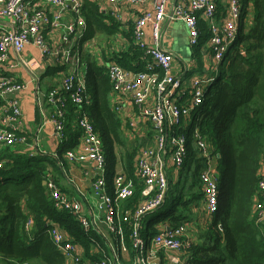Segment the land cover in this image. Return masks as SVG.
Wrapping results in <instances>:
<instances>
[{
  "label": "built area",
  "instance_id": "2783aa9c",
  "mask_svg": "<svg viewBox=\"0 0 264 264\" xmlns=\"http://www.w3.org/2000/svg\"><path fill=\"white\" fill-rule=\"evenodd\" d=\"M43 1L55 11L46 10ZM118 1L120 0H111L112 3ZM126 1L137 4L147 0ZM170 2L171 0H156L154 12L144 14L134 26L137 46L145 57L154 63L146 62L144 69L134 74L122 66L112 64L108 67L109 78L113 92L116 94L129 92L138 107L145 104L150 94L159 93L158 106L143 110L140 116L148 117L154 122L160 131L159 145L161 148L170 146L173 151L172 163L178 169L183 168L189 152L188 144L193 141L203 163L199 175L202 182L203 207L209 216H213L220 209L218 166L220 155L207 143L200 127L194 130L193 140L182 132L187 131V125L193 121V113L203 102L205 92L202 84L209 86L213 77L196 79L191 85V98L188 104L176 103L175 92L185 81L182 82L180 78L170 74L174 56L160 46L161 29L167 20L181 21L189 32L191 46L197 49L203 42L200 19L204 18L217 70L232 45L238 43L240 38L248 33L245 26L247 13L244 12L243 0H230L226 9L227 14H217L216 0H185L188 7L176 5L169 14L167 8ZM82 7V0H0V22L3 23L0 24V64L7 68L10 66L12 70H25L30 75L28 82L32 84L33 90L40 82V71L44 64L50 61L59 64L60 73L64 77L63 88L52 90L46 96L42 95L38 100V107L43 124L51 122L60 141L65 138V120L70 114L68 107L75 105L81 112L76 113L81 145L85 149L81 154L69 150L66 156L72 161L89 160L96 164L98 173L94 190L99 198V209L104 213L108 230L116 236L119 245L108 242L107 253L93 260L79 250L80 247L73 239L65 237L56 229L52 236L66 260L70 264H125L123 258L131 249L134 259L130 264H153L157 252L181 250L184 246L181 237L186 232V227L181 225L178 228L163 230L147 240L142 236L143 218L161 209L171 188L164 165L154 160L155 152L150 150L143 151L137 159V179L141 183L138 190L139 200H136V205L129 211L122 212L120 209L123 201L130 200L136 195L138 185L124 175H117L112 180L107 178L108 165L102 139L81 107L84 102H88L87 75L81 70V67L84 69V64L78 58L75 60L77 50L87 38V23L82 14ZM68 10L72 12L74 19L63 22L64 14ZM148 23L152 24L155 40L151 46L144 42V26ZM57 30L63 31L62 45L54 49L47 43V37L49 33ZM28 48L38 50L40 57L27 53ZM160 71H163L164 75H161ZM28 82L19 83L15 78L0 72V108L3 112L0 120V150L10 149L28 140L21 134L22 111L19 99ZM166 126L169 127L167 131ZM5 165L6 163L1 161L0 169H4ZM49 187L53 204L58 210L70 211L85 230L96 229L107 240V235L100 233L98 228L92 225L93 222L83 212L82 204L65 196L53 177L49 179ZM258 196L263 202L257 203L260 200L257 198L256 210L260 222H264V163L259 176ZM125 223H130L133 227L131 248L124 240Z\"/></svg>",
  "mask_w": 264,
  "mask_h": 264
},
{
  "label": "trees",
  "instance_id": "16d2710c",
  "mask_svg": "<svg viewBox=\"0 0 264 264\" xmlns=\"http://www.w3.org/2000/svg\"><path fill=\"white\" fill-rule=\"evenodd\" d=\"M252 1L256 14L250 31L232 45L219 64L204 91L202 104L192 116L191 124L199 123L201 134L220 155V209L210 224L201 226L202 229L199 225L201 230L195 238L181 237L184 246L180 252H185L186 264H264V222H260L256 210L257 198V203L263 202L258 190L264 163V0ZM84 8L89 35L94 36L100 16L93 4ZM137 50L134 58L144 57ZM127 57L120 60L126 69ZM83 62L87 68L89 103L84 102L81 107L102 139L107 170L114 176L118 155L112 143L119 141V128L110 106L111 81L89 56ZM68 109L75 116V105ZM182 132L190 135V131ZM188 145L183 170L197 163L192 181L196 190L193 188L195 193L189 199H185L186 194L179 196V202L162 216L171 228L190 223V203L203 198L199 176L203 163L193 141ZM5 149L7 154L3 156L9 162L0 169V264H70L54 242L52 232L56 229L82 247L86 257L95 260L104 256L108 240L96 229L85 230L73 213L60 211L53 204L49 187L53 176L45 164L47 157ZM129 171L134 169L130 167ZM183 187L179 185L173 192ZM139 197L137 192L132 207ZM132 233V225L125 223L124 240L128 247L132 246Z\"/></svg>",
  "mask_w": 264,
  "mask_h": 264
},
{
  "label": "crops",
  "instance_id": "0c3cea01",
  "mask_svg": "<svg viewBox=\"0 0 264 264\" xmlns=\"http://www.w3.org/2000/svg\"><path fill=\"white\" fill-rule=\"evenodd\" d=\"M246 1L243 0L244 12L247 13L245 26L249 32L256 12L253 1ZM82 2V14L83 9L85 12L84 7L87 4H93L97 11V15L100 16V20L94 28V36H91L88 32V23L85 17L87 23V33H85L87 38L83 41L82 47L77 50L78 55L75 57V60L78 58L83 62V59L87 55L94 60L97 67L100 69L102 68V71L108 76V67L112 64L122 66L125 70L134 74L139 70H143L146 62H153L150 58L145 57V55L142 58L141 56L134 58L135 52H137L139 48L135 41L134 26L144 14L154 12L156 0H147L146 2L137 4H133L126 0H120L118 3H112L111 0H82ZM216 2L218 9L217 14H227L226 9L230 4V0H216ZM176 5L188 7L185 0H171L167 12L171 14ZM43 6L46 10L55 11V9L48 6L44 1ZM73 19L72 12L68 10L64 14L63 22H70ZM0 24L3 25L1 22ZM206 26V20L201 18L200 27L203 31ZM144 33V42L150 46L154 45L155 40L151 23L144 26ZM204 33H207V36ZM48 36L47 43L54 49H58L62 45V30L49 33ZM202 37L203 42L201 46L197 49H193L190 44L189 32L181 21L167 20L162 25L160 46L174 56V61L170 67V74L175 78H180L182 82L185 81V83L183 82L182 86L176 90L174 95V100L178 104H188L191 98V85L195 80L203 79L205 76L210 77L214 75V71L216 70L213 51L211 50L208 40V32H203ZM199 51H201V54L198 53ZM27 53H31L38 58L40 57L36 49L32 50L28 48ZM125 55L128 56L125 59L129 66L127 69L120 63V60H123ZM83 64L84 69L81 67V70L82 72H86V65L84 62ZM153 65L155 66V64ZM8 68L0 64V72H2V74L15 78L19 83H27L30 80V75L25 70H12L10 66ZM60 70L59 64L56 62L50 61L45 63L40 71V82L37 88L33 90L32 84L28 82L27 88L19 95L22 111L21 134L26 136L28 140L26 143H18L14 147H10V149L12 152L16 153L20 151L23 153L29 152L31 155L40 153L46 156L47 160L45 164L49 168L48 171L51 172L54 181L60 187L63 194L82 204L83 212L88 216L89 220L93 222L92 225L98 228L100 233L107 235L106 238L109 244L116 245L117 243L119 245L116 236L108 230L104 213L99 209V198L94 190V182L98 173L96 164L89 160L85 162L72 161L66 156V152L69 150H74L77 154H81L85 149V147L81 145L80 129L78 128L77 113L81 112L76 109V111H74L75 116H71L73 113L70 111L64 126L66 136L62 141H60L57 136L55 126L51 122L43 124L41 120L38 100L41 99L42 95L46 96L52 90L63 88L64 77L60 73ZM160 73L164 75L163 71H160ZM202 88H204L205 91L208 85L203 83ZM109 100L118 123L119 141H114L112 143L118 155L116 171L113 172L114 176H111L112 172L107 170V178L112 180L117 175H124L127 179L134 180L138 185L137 192H139L138 190L140 189L141 183L137 179V159L143 151L150 150L155 152L154 160L164 165L168 176V182L171 184V189L175 186L177 188L179 185H184L183 188L186 190L185 199H189V196L193 192V188L196 190V186L192 188V181L197 163H193L186 170H183L184 167L178 169V167L172 163L173 151L170 146L161 148V145H159L160 131L155 126L154 122L148 117L140 116L143 110L158 106L160 103L159 93L154 92L150 94L145 104L141 107L135 105L129 92L116 94L112 90ZM45 109H47V105ZM2 116L3 112L0 108V120ZM184 123L185 120L183 124ZM168 128L169 127L166 126V131ZM5 150L6 149L0 150V157L3 158L2 162L7 164L9 158L3 156V154H7ZM132 155H134L133 159L130 158ZM130 167L134 169V171H129ZM193 193H195V191ZM183 195H185V193L181 191L180 197ZM132 201L133 199L123 201L120 204L121 211L125 212L133 209ZM203 204V198L194 203H190L187 214L191 222L184 225L186 227V232L182 236L183 238L187 240L195 238V236L200 233L202 229L201 226H206L212 222L213 216L208 215L205 207L202 206ZM180 208H182V206H180ZM203 211L205 212L204 216L202 215ZM156 212L147 214L142 220V236L146 240L148 238L145 237L152 236L154 233L159 234L163 230L171 228L168 221L161 219L164 214L158 215ZM63 235L67 237L65 233H63ZM79 250L83 254L85 253L82 247H80ZM186 258L185 252H165L162 250V252H157L153 264H186ZM123 259L126 262L125 264H130L133 261L134 258L131 249H129V254L125 255Z\"/></svg>",
  "mask_w": 264,
  "mask_h": 264
},
{
  "label": "rangeland",
  "instance_id": "374dc122",
  "mask_svg": "<svg viewBox=\"0 0 264 264\" xmlns=\"http://www.w3.org/2000/svg\"><path fill=\"white\" fill-rule=\"evenodd\" d=\"M218 72V71H217ZM218 76V75H217ZM187 131H190V138L191 140H193V134H194V130H196V128H198V123L195 122L193 124L189 123L187 125ZM176 186L173 187V189L170 188V195L168 197V202L166 204V206H163L160 210H158L156 213H158V215H161V214H164L165 212H167L168 210L171 209V207L173 206V204L175 203H178V199H179V196H180V192L183 191L185 194H186V190L184 188H179L178 191L176 192H173L175 190ZM181 190V191H180ZM203 206V205H202ZM202 215L204 216L205 215V212L203 211ZM161 220V219H160Z\"/></svg>",
  "mask_w": 264,
  "mask_h": 264
}]
</instances>
